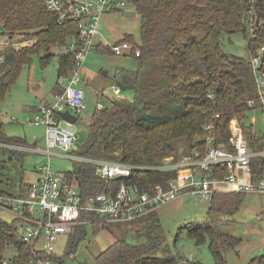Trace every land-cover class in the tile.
Instances as JSON below:
<instances>
[{
    "label": "trees",
    "instance_id": "16d2710c",
    "mask_svg": "<svg viewBox=\"0 0 264 264\" xmlns=\"http://www.w3.org/2000/svg\"><path fill=\"white\" fill-rule=\"evenodd\" d=\"M142 19L140 42L132 35L122 39L137 42L140 56H130L137 63L134 83L125 85L126 90L134 92V99L111 100L103 109L96 108L90 124L87 139L76 151L86 158L109 159L132 165H154L170 154L179 155L176 143L187 142V152L191 151L198 138L204 133L207 123L215 122L218 139L227 141L230 136L229 125L238 118L244 125L252 147L258 149L264 137H259L260 127L254 121L255 105H258L257 88L253 70L248 59L228 55L221 48L220 35L239 33L247 35L249 20L247 12L252 10L260 16L261 26L254 27L249 39V51L264 44V0H129ZM0 36L6 42L16 36L32 39L31 46L4 48L5 62L0 66V103L17 82L25 65L32 64L33 54L39 51L50 52L55 45L66 51L59 55L58 81L56 94L63 90L59 78L68 75L75 64L73 52H69L68 40L76 42L78 26L75 21L58 22V15L47 9L45 0H0ZM97 51L111 48L100 43ZM112 51V50H111ZM52 54L40 59L48 62ZM158 72L159 78L147 88L151 96L144 97L141 80L150 70ZM151 83V84H150ZM212 94L213 98L208 97ZM255 105L251 106L250 102ZM176 106L183 112H174ZM170 108V109H169ZM151 111L148 118L139 114ZM78 120V119H77ZM2 130V131H1ZM0 141H18L3 134L0 123ZM12 155L18 152H10ZM120 153V154H118ZM254 172L258 165L253 164ZM70 177L78 175L81 191L85 198L91 194L107 193L111 187L118 186V179L109 182L97 174L94 163L76 162ZM174 172L136 171L130 181L148 190L158 184L166 186ZM153 190V189H152ZM248 195L244 193H218L210 201L208 219L203 223L188 225V236L197 245L208 241L214 264H228L226 252L240 245L242 239L218 228L221 215L233 216L244 205ZM134 229L135 240L119 239L97 256L96 264H178L182 253H158L166 243V231L157 214L140 219ZM85 229V227H82ZM93 231L108 228L107 225H93ZM183 230V228H181ZM77 230V229H76ZM85 231V230H84ZM76 233V231H75ZM74 233V234H75ZM8 246H14L17 254L11 264H30L33 256L32 246L24 243L18 234V224L12 225L0 220V264L5 258ZM71 251L61 259L77 251L72 244ZM51 260L60 259L54 253L41 254ZM62 262V260H61ZM252 263L264 264V256L255 257ZM251 263V264H252Z\"/></svg>",
    "mask_w": 264,
    "mask_h": 264
},
{
    "label": "built area",
    "instance_id": "2783aa9c",
    "mask_svg": "<svg viewBox=\"0 0 264 264\" xmlns=\"http://www.w3.org/2000/svg\"><path fill=\"white\" fill-rule=\"evenodd\" d=\"M128 3L129 0H45L47 9L58 15L60 24L71 20L78 26L77 41H71L68 48L74 54L75 64L68 75L59 78L63 91L51 101H42L37 115L31 121L45 128V147L25 145L18 141H0V145L9 153L32 151L47 156V161L38 169L41 176L37 180L21 186L18 193L0 190V212L15 218L20 239L32 246L30 264H52L51 259H44L41 254L54 253L61 235H72L80 227L138 222L186 195L195 196L200 201H211L218 193L264 195V142H260L258 149L252 147L244 125L238 118L230 122L227 141L219 140L215 132L216 119L220 117L216 114L215 122L204 126V134L198 138V143L194 144L191 151L179 153L178 156L170 154L154 165L89 159L76 153L79 149L77 122L70 124L61 118L59 112L68 110L78 119V115L87 108L85 91L80 86L83 79L80 70L88 54L99 44L97 40L101 33L102 16L121 10ZM247 18L252 32L254 27L261 26V21L257 26V15L252 10L247 12ZM32 42L30 39L25 41L28 45H32ZM4 44L19 46L23 43L7 41ZM110 48L118 56L134 53L140 56V48L135 41L121 38ZM5 58L4 49L1 48L0 66L6 61ZM249 64L254 73L258 99V105L254 101L250 102L251 106L255 105L253 123L260 127L259 137L263 138L264 44L254 50ZM113 88L117 93L122 91L120 85ZM208 97L213 98L212 94ZM97 104L100 110L105 106L100 101ZM53 156L94 163L102 180L107 183L111 179H118L119 184L116 188L111 187L107 193L91 194L85 198L77 175L70 177L66 170L54 168ZM253 164L259 167L257 173L254 172ZM136 171H171L175 174L167 180L166 186L158 184L153 190H145L130 181ZM2 264H11V260L4 258ZM178 264L195 263L186 256Z\"/></svg>",
    "mask_w": 264,
    "mask_h": 264
},
{
    "label": "rangeland",
    "instance_id": "374dc122",
    "mask_svg": "<svg viewBox=\"0 0 264 264\" xmlns=\"http://www.w3.org/2000/svg\"><path fill=\"white\" fill-rule=\"evenodd\" d=\"M133 9H135L134 5L128 3L121 10L105 13L102 16V28L99 37L104 45L110 48L112 44L126 35H132L140 42L142 27L140 15L127 17L124 14V11ZM251 32L250 25L246 36L239 33L228 34L222 32L220 41L223 52L249 60L251 52L248 45ZM27 40L29 39L21 40L20 36H16L12 41L23 43L14 46L18 48L31 46L25 43ZM32 41L34 44V40ZM71 41L70 38L68 40L69 46ZM4 43H6V39L0 36V46ZM65 51L66 48L59 45H55L50 52L41 50L38 54L31 56L33 59L32 64L24 66L21 76L11 86L10 92L0 103V123L3 125V134L6 137L10 138L11 136L14 139H21L25 145L45 147V128L42 125L37 126L31 123L38 110L33 115L32 112L40 99L52 100L53 89L56 88L58 81L59 55ZM48 53L52 56L46 64H43L40 57ZM136 70L137 63L130 55L118 56L113 54L111 50L97 51V47L88 54L87 60L80 70L83 78L80 86L85 91V105L87 108L78 115L79 147L87 139L90 124L94 121L98 101L103 104H110L111 100L115 99L126 98L128 102L134 99L132 90L122 89L120 93H117L113 87L121 81H125L127 84L134 83ZM150 71L149 75L144 76V79L141 80L144 85L145 98L151 96L148 91L149 87L147 88L146 85L148 80L153 83L159 78L157 71L154 69ZM174 112L177 114L183 112V107L176 106ZM151 113V111L146 110L141 111L139 115L148 118ZM186 146L187 142L185 140H179L176 143L179 153L187 152ZM53 151L57 152L56 150ZM46 161L47 156L45 154L26 151L12 155L0 145V190L18 193L21 184L27 183L28 180L34 181L41 176L38 169ZM52 163L54 168L66 171H73L76 164L75 160L72 161L61 156H53ZM209 205L210 201H200L195 196L186 195L155 211L163 224L167 237L164 248L158 254H176L180 252L183 256L180 260H185L187 256L195 264H214L215 260L208 241L204 242L203 245H197L188 236L187 229H184L188 225L205 222L208 219L207 210ZM0 217L10 225L15 222V218L7 213L0 212ZM219 219H221V222H219L218 228L242 239L240 245L226 252L225 256L228 264H251L255 257L263 255L264 195H248L244 205L235 215L215 217V220ZM139 225L138 222L124 223V225L108 224V228H102L95 232L91 226L85 227V229L80 227L75 234L61 235L55 245L56 250L54 252L57 255L56 257L60 259L52 260V264H96L95 256L107 249L116 240L128 238L129 241L133 242L135 240L134 229ZM72 244L77 245V251L71 252L65 259H61L66 252L71 251ZM16 253L17 250L14 246H8L4 255L10 261Z\"/></svg>",
    "mask_w": 264,
    "mask_h": 264
},
{
    "label": "water",
    "instance_id": "95a60500",
    "mask_svg": "<svg viewBox=\"0 0 264 264\" xmlns=\"http://www.w3.org/2000/svg\"><path fill=\"white\" fill-rule=\"evenodd\" d=\"M125 16L127 17H133L135 15L138 14L137 12V9H133V10H127L124 12ZM257 26L260 25V16H257ZM119 85L121 86L122 89H125V86L119 82ZM61 118H63L65 121H68L70 124H73V123H76L77 122V116L73 113H71L70 111H60L59 112ZM12 158V157H11ZM76 178L78 179V183L80 184L81 181H80V178L79 176L77 175Z\"/></svg>",
    "mask_w": 264,
    "mask_h": 264
},
{
    "label": "crops",
    "instance_id": "0c3cea01",
    "mask_svg": "<svg viewBox=\"0 0 264 264\" xmlns=\"http://www.w3.org/2000/svg\"><path fill=\"white\" fill-rule=\"evenodd\" d=\"M102 28V27H101ZM98 42H99V44L101 43L102 44V41L100 40V37H99V39L97 40ZM3 46V49L5 48V47H7L5 44L4 45H2ZM2 46H0V49L2 48ZM122 82V81H121ZM119 85V84H118ZM124 85V84H123ZM125 86V85H124ZM126 89V88H125ZM10 90H11V88H10ZM9 90V91H10ZM54 91H53V95H52V100L54 99V96L56 95V89H53ZM101 95H103V94H101ZM44 100H46V99H40V101L38 102V104L37 105H35V107H34V109H33V112H32V115H33V113L35 114L36 113V111L39 109V107H40V103L42 102V101H44ZM116 100V99H115ZM47 101H51V100H47ZM44 142H45V138H44ZM12 157V156H11ZM37 180V179H36ZM35 181V180H34ZM29 182H32V180L31 181H27V183H29ZM27 183H25V184H21L20 186H25V185H27Z\"/></svg>",
    "mask_w": 264,
    "mask_h": 264
}]
</instances>
